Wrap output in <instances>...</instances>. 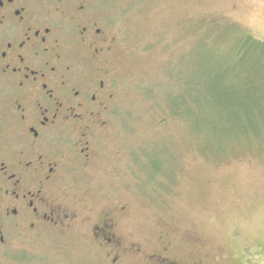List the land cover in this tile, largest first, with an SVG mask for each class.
Segmentation results:
<instances>
[{"label": "rangeland", "instance_id": "374dc122", "mask_svg": "<svg viewBox=\"0 0 264 264\" xmlns=\"http://www.w3.org/2000/svg\"><path fill=\"white\" fill-rule=\"evenodd\" d=\"M100 3L117 97L66 182L76 220L2 264H264V51L240 45L264 43V0Z\"/></svg>", "mask_w": 264, "mask_h": 264}, {"label": "flooded vegetation", "instance_id": "af4514ba", "mask_svg": "<svg viewBox=\"0 0 264 264\" xmlns=\"http://www.w3.org/2000/svg\"><path fill=\"white\" fill-rule=\"evenodd\" d=\"M101 1L0 0V264L76 220L66 182L95 158L117 97L119 42ZM113 230L93 235L113 249Z\"/></svg>", "mask_w": 264, "mask_h": 264}, {"label": "trees", "instance_id": "16d2710c", "mask_svg": "<svg viewBox=\"0 0 264 264\" xmlns=\"http://www.w3.org/2000/svg\"><path fill=\"white\" fill-rule=\"evenodd\" d=\"M241 47L242 48H253V49H260L262 51H264V43H261L257 40H255L253 37H251L249 34H244V39L241 42ZM172 119H177V117L174 116V118Z\"/></svg>", "mask_w": 264, "mask_h": 264}]
</instances>
